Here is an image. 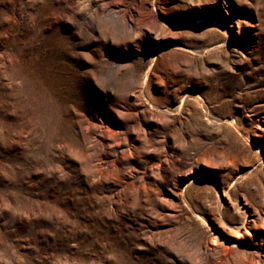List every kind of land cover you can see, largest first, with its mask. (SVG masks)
I'll use <instances>...</instances> for the list:
<instances>
[{
	"label": "rangeland",
	"instance_id": "obj_1",
	"mask_svg": "<svg viewBox=\"0 0 264 264\" xmlns=\"http://www.w3.org/2000/svg\"><path fill=\"white\" fill-rule=\"evenodd\" d=\"M0 264H264V0H0Z\"/></svg>",
	"mask_w": 264,
	"mask_h": 264
},
{
	"label": "bare ground",
	"instance_id": "obj_2",
	"mask_svg": "<svg viewBox=\"0 0 264 264\" xmlns=\"http://www.w3.org/2000/svg\"><path fill=\"white\" fill-rule=\"evenodd\" d=\"M235 239H237V238H235Z\"/></svg>",
	"mask_w": 264,
	"mask_h": 264
}]
</instances>
